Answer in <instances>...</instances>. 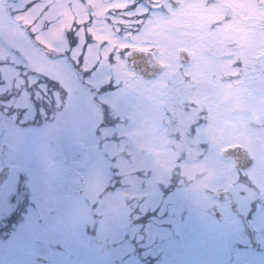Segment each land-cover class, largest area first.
Wrapping results in <instances>:
<instances>
[{"label": "rangeland", "instance_id": "374dc122", "mask_svg": "<svg viewBox=\"0 0 264 264\" xmlns=\"http://www.w3.org/2000/svg\"><path fill=\"white\" fill-rule=\"evenodd\" d=\"M174 1L181 6L176 8ZM207 1L141 0L148 10L150 49L166 67L154 80H145L126 66L117 75L120 88L107 85L90 94L74 89L71 96L62 93L57 102L49 87L43 104L36 103V88L21 96L15 86L12 91L0 87V144L14 136L17 144L10 142L6 156L18 165L0 193V206L8 203L12 192L18 193L23 206L18 223L20 264H43L37 256L45 258V264H188L186 252L194 246L200 251L207 229L185 219L196 190L184 181L183 173L197 166L227 171L215 158L220 147L213 145L206 156L211 145L204 137L206 125L217 122L215 114L221 117L226 107L220 102L228 87L226 83L222 87V79L235 72L231 63L220 59L223 8L229 7L232 15L241 8L247 18L257 7L253 0ZM13 2L0 0V14L7 17ZM90 3L103 14L98 0ZM181 48L189 51L194 63L182 66ZM178 85L182 90L177 92ZM185 97L193 108L207 113L206 125L191 134L183 129L177 138L184 147L175 149L169 135L175 120L167 111L185 109ZM51 109L54 115L48 122ZM186 121L203 122L204 117L191 112ZM177 130L171 134L177 135ZM182 148L185 155L179 154ZM69 182L74 184L66 188ZM8 214L0 211V220ZM144 215L146 226L139 222ZM88 231L96 236L93 243ZM196 232L200 237L194 240ZM126 237L137 243L144 262L135 257L136 248ZM208 261L197 256L191 264Z\"/></svg>", "mask_w": 264, "mask_h": 264}, {"label": "flooded vegetation", "instance_id": "af4514ba", "mask_svg": "<svg viewBox=\"0 0 264 264\" xmlns=\"http://www.w3.org/2000/svg\"><path fill=\"white\" fill-rule=\"evenodd\" d=\"M253 1L257 3L256 11L247 18L240 12L241 8L232 15L229 7L224 5L223 49L233 57L226 60L235 72L223 80L228 85L227 91L233 92L236 99L226 104L217 122L208 123L204 137L211 145H207L206 156L213 152V145L220 147L215 158L226 166L227 171L216 172L213 188L195 191L191 197L189 212L190 208L193 209L185 219L198 222L201 227L197 228L207 229L202 234L208 237L201 243L200 251L197 252L194 246L186 252L184 258L188 264L197 256L206 257L209 260L207 264H264V152L257 149L255 155H249L234 142L237 136L242 135L239 125L250 124L253 112L264 111L261 104L264 101V0ZM245 84L253 86L245 87ZM236 105L245 111L230 115ZM219 132L226 136L223 145L213 143ZM249 134H259L264 140V128ZM10 142L17 144L14 136L0 144V170L8 168L11 177L18 165L10 163L6 156L7 148L12 146ZM237 161L239 168L236 167ZM10 177L0 188V193L8 185ZM0 211L9 212L0 220V264H20L17 257L20 253L18 193L12 192L8 203L0 206ZM199 237L200 232L194 233V240ZM207 242H211L209 247L205 245Z\"/></svg>", "mask_w": 264, "mask_h": 264}, {"label": "snow or ice", "instance_id": "6c2138e0", "mask_svg": "<svg viewBox=\"0 0 264 264\" xmlns=\"http://www.w3.org/2000/svg\"><path fill=\"white\" fill-rule=\"evenodd\" d=\"M98 3L103 14L90 0H14L9 15L0 14V87L21 96L36 88L41 104L49 87L57 102L74 89L120 88L119 71L137 56L148 59V10L141 0Z\"/></svg>", "mask_w": 264, "mask_h": 264}, {"label": "clouds", "instance_id": "9594fccd", "mask_svg": "<svg viewBox=\"0 0 264 264\" xmlns=\"http://www.w3.org/2000/svg\"><path fill=\"white\" fill-rule=\"evenodd\" d=\"M236 99V96L233 92L224 91L221 94L220 102L227 104L230 101ZM262 106H264V101H261ZM245 111L244 108L236 105L232 108L230 115H234L237 112ZM262 117H264V111L253 112L250 117V124H241L239 125V131L242 135L237 136L234 139V142L241 145L244 151L249 155H255L256 150L264 152V140L257 135H250L249 133L253 132L256 129L264 128V123H262ZM215 119L220 118V113L215 114ZM234 132L237 130L234 129ZM226 142V136L223 132L218 133V139L213 143L217 145H223ZM216 172L210 167H195L192 169L185 170L183 173V179L189 187L193 188L196 191H200L203 188L210 186L216 180Z\"/></svg>", "mask_w": 264, "mask_h": 264}, {"label": "water", "instance_id": "95a60500", "mask_svg": "<svg viewBox=\"0 0 264 264\" xmlns=\"http://www.w3.org/2000/svg\"><path fill=\"white\" fill-rule=\"evenodd\" d=\"M147 55L148 59L137 56L135 61L130 60L128 62V67L134 69L137 74L142 75L146 79H153L163 72L164 66L161 63L157 62L152 52L148 51ZM180 60L184 64L189 63L190 57L188 55V52L182 51L180 53ZM8 176V169H4L0 172V187L4 184Z\"/></svg>", "mask_w": 264, "mask_h": 264}, {"label": "trees", "instance_id": "16d2710c", "mask_svg": "<svg viewBox=\"0 0 264 264\" xmlns=\"http://www.w3.org/2000/svg\"><path fill=\"white\" fill-rule=\"evenodd\" d=\"M168 113L171 114V115L174 117L173 119H175V117H176V116H175L176 113H175L174 110H171L170 112L168 111ZM184 122H185V121L183 120L182 123H184ZM174 140L177 142V141H178V138H174ZM182 150H183V148H182ZM182 150L180 149V153H179L180 155H181L182 152H183ZM178 163H179V162H177V164H178ZM176 175H177V173H176ZM176 175H175V178H174V180H173V183H175V182L177 181V179H176ZM174 185H175V184H174ZM174 185H173V186H174ZM106 192H108V191H106Z\"/></svg>", "mask_w": 264, "mask_h": 264}]
</instances>
